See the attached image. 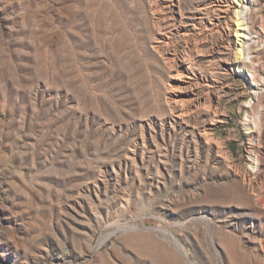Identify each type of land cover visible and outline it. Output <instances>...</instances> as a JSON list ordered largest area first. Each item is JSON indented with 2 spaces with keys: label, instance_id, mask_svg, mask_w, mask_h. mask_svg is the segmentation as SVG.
I'll list each match as a JSON object with an SVG mask.
<instances>
[{
  "label": "rangeland",
  "instance_id": "1",
  "mask_svg": "<svg viewBox=\"0 0 264 264\" xmlns=\"http://www.w3.org/2000/svg\"><path fill=\"white\" fill-rule=\"evenodd\" d=\"M221 4L0 0V264H264V0L243 47Z\"/></svg>",
  "mask_w": 264,
  "mask_h": 264
},
{
  "label": "bare ground",
  "instance_id": "2",
  "mask_svg": "<svg viewBox=\"0 0 264 264\" xmlns=\"http://www.w3.org/2000/svg\"><path fill=\"white\" fill-rule=\"evenodd\" d=\"M219 2L223 3V4H221L222 6L219 5L220 6V10L225 9L224 11L230 9L234 4L237 5L238 7H240V10L236 11V20L234 22L236 28H235L234 31L236 33V38L239 41L238 44L241 47H243L244 44H245V40L248 39L247 38V30L248 29L246 28L247 26H246V22L244 20L245 19V12H244L245 9L242 7V4H244L245 2H251V0H238V1L237 0H219ZM185 33H183V34H185ZM185 35L188 36L187 33ZM187 39H186L187 40L186 44H188V46L191 47L192 44L190 43L191 41H190L189 37ZM238 54L244 60V58L242 57V54H243L242 50H239Z\"/></svg>",
  "mask_w": 264,
  "mask_h": 264
}]
</instances>
